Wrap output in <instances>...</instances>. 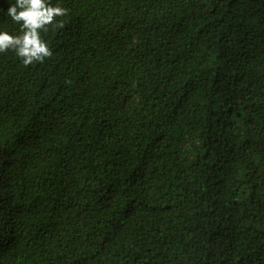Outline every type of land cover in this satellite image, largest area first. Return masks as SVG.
<instances>
[{
	"label": "trees",
	"instance_id": "16d2710c",
	"mask_svg": "<svg viewBox=\"0 0 264 264\" xmlns=\"http://www.w3.org/2000/svg\"><path fill=\"white\" fill-rule=\"evenodd\" d=\"M50 2L0 53V264H264V0Z\"/></svg>",
	"mask_w": 264,
	"mask_h": 264
},
{
	"label": "clouds",
	"instance_id": "9594fccd",
	"mask_svg": "<svg viewBox=\"0 0 264 264\" xmlns=\"http://www.w3.org/2000/svg\"><path fill=\"white\" fill-rule=\"evenodd\" d=\"M6 14L12 22L21 25L22 34L11 35L0 31V53L14 51L25 66L43 63L52 56V50L42 39L41 32H46L56 18L68 15V9L53 6L50 0H15L8 6ZM56 26L62 27L63 23Z\"/></svg>",
	"mask_w": 264,
	"mask_h": 264
}]
</instances>
